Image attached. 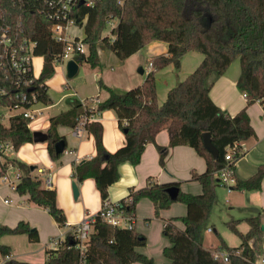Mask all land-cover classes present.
I'll list each match as a JSON object with an SVG mask.
<instances>
[{"label": "trees", "instance_id": "trees-1", "mask_svg": "<svg viewBox=\"0 0 264 264\" xmlns=\"http://www.w3.org/2000/svg\"><path fill=\"white\" fill-rule=\"evenodd\" d=\"M5 11L6 21L13 26L22 25L25 32L36 41L34 52L44 57L40 75L31 87H24L32 102H47L48 93L45 81L55 72V60L64 48L63 42L55 41L51 35V21L37 7L36 0H25L21 6L13 0H0ZM87 15L85 36L86 53H76L77 62H86L95 68L100 65L98 48L106 47L124 60L152 40L168 43V52L154 56L152 69L143 83L123 93L113 90L101 79L100 88L107 96L91 105L93 99H85L66 111L50 119L47 130L48 150L54 160L62 153L55 149V143L64 139L57 131L60 124L76 127L80 124L95 138L96 155L73 162L72 175L76 182L92 177L100 192L102 206L94 215L92 231L80 247L77 228L68 231L65 238L54 247L46 248V259L41 264H133L140 261L155 264L151 257L137 250L146 243L145 236L136 228L110 223L105 213L110 204L109 186L119 177V165L129 161L137 165L146 144L155 142L161 129L169 132V144L157 145L160 163L166 164L169 148L175 145H189L206 161L203 172L193 170L191 178L200 182L202 191L193 194L183 191L179 182H157L149 177L147 184L131 188L128 195L118 202L116 207L123 215L135 218L137 202L148 197L154 204L156 216L175 201L187 204V213L182 217L184 228H180L174 219L166 220L164 234L171 244L163 250L166 264H256L255 250L249 240L261 231L260 214L247 217L249 229H238V220L228 221L229 227L241 238L238 246L228 245L220 236L219 246H205L202 234L211 215L217 194L215 187L221 184L218 173L227 165L235 169L237 160L244 151H236L242 141L255 135L246 107L231 115L218 106L210 96L213 74H223L229 65L239 58L240 75L238 88L244 92L247 104L259 100L264 106V0H93L92 5L80 3L76 6L75 16L81 22ZM118 19L110 34H104L107 17ZM198 51L203 54L196 68L183 80L172 86L166 99L157 100L156 73L172 64L181 68L184 54ZM19 89L10 87L0 101L12 106L23 104L18 98ZM11 95V97H10ZM13 95V96H12ZM25 105L29 103L24 102ZM113 109L118 124L125 133L126 142L114 152L107 151L103 145V125L100 121L88 120L89 116H98L103 110ZM211 133L212 143L219 153L214 159L205 147L203 133ZM29 119L22 114L9 118L8 124L0 120V143L10 142L18 149L27 141H34ZM235 151L234 159L227 160L228 148ZM23 171L16 183L21 195L44 208L55 218L60 226H65L64 211L57 205V192L53 187L43 186V179L34 173L36 165L27 164L11 157L0 148V175L9 166ZM264 178V163L247 178L236 177L233 188L239 190L258 189ZM179 187L176 198L168 192L170 186ZM26 233L31 241L39 239L38 230L27 221L21 220L16 226L0 222V238L5 234ZM225 252L228 259L216 257L215 252ZM11 246L0 240V255H9ZM8 264H36L10 259Z\"/></svg>", "mask_w": 264, "mask_h": 264}, {"label": "crops", "instance_id": "crops-1", "mask_svg": "<svg viewBox=\"0 0 264 264\" xmlns=\"http://www.w3.org/2000/svg\"><path fill=\"white\" fill-rule=\"evenodd\" d=\"M71 32L78 36L84 35L83 29L73 28ZM167 52L168 43L158 39L150 41L124 60L109 48L101 46L98 49L100 65L93 68L86 62H78V71L72 77L67 75L66 63L55 64L54 74L45 81L48 101H39L33 105L36 114L31 130L47 132L52 116L68 110L85 99H93L97 102L104 99L108 93L100 88V79L120 93L141 85L151 70L149 67L151 59ZM39 56L43 59V67L44 57ZM183 58L184 55L181 68ZM201 60L199 58V61ZM233 62H237L236 59ZM233 62L223 74L213 73L208 81L211 83L210 96L218 106L231 115L246 107L249 114L255 135L242 141L244 153L237 160L235 167V178L244 179L255 173L258 166L264 163V106L259 100L247 104L244 92L237 86L240 75L239 58L237 63ZM193 65V68L196 67L198 62ZM169 66L171 69H168ZM172 68L175 67L170 64L156 73L159 103L165 99L164 92L161 91L160 79L166 77L163 89L166 88L167 94L172 86L187 75L186 72L181 76ZM39 75L40 73L35 74V76ZM94 120L100 121L103 125V145L107 151L114 152L125 144V133L119 127L113 109L103 110L98 116H93L92 121ZM57 131L65 140V150L59 160L51 157L47 141H27L18 149L7 153L27 164L36 165L34 173L43 179V186H46L45 174L51 173L52 187L57 192V205L64 211L67 224L60 226L46 208L31 202L27 195L17 192L12 185L18 182L23 171L10 165L7 171L0 175V222L16 226L19 221L25 220L39 233L37 241H31L26 233L1 236V242L11 246L10 259L44 263L47 247L56 246L54 241L64 239L67 232L75 230L85 217L95 215L101 209V195L94 178L88 177L76 182L79 188L77 197L74 196L72 185L75 181L72 175L73 162H80L96 155L93 134L84 127H70L64 124L58 125ZM169 138L168 130L161 129L156 135L155 142L146 144L137 165L129 161L119 165L120 177L109 186V198L112 203L126 197L131 188L146 185L149 177H153L157 182H179V187L185 192L198 194L202 191L200 182L192 179L191 173L193 170L203 172L206 169V161L192 146L180 144L170 147L166 164L161 165L157 145L167 146ZM39 169H42V172ZM215 190L217 197L202 234L203 244L219 246L221 242L218 235H220L228 245L238 246L241 238L229 227L228 221L238 220V229L246 232L249 229L246 218L260 214L261 231L249 240V244L255 250L256 264H264V178L258 189L239 190L233 186L229 188L217 184ZM186 213L187 204L175 201L169 208L162 209L160 216H156L153 202L148 197H142L136 205L133 226L145 236L146 243L138 246L137 250L151 257L155 264H166L168 259L163 250L171 244V241L163 232L164 223L166 220L174 219L178 227L184 228L182 217ZM213 231L216 236H210ZM4 261L5 257L0 255V263ZM133 264L145 263L135 261Z\"/></svg>", "mask_w": 264, "mask_h": 264}, {"label": "built area", "instance_id": "built-area-1", "mask_svg": "<svg viewBox=\"0 0 264 264\" xmlns=\"http://www.w3.org/2000/svg\"><path fill=\"white\" fill-rule=\"evenodd\" d=\"M39 2L37 6L42 14L51 21V35L55 41L64 43V48L59 57L55 60V64L67 63L70 58H73L76 53H86L87 44L83 40L85 36V23L87 15H85L81 22H77L75 16L76 6L80 4L81 0H36ZM88 5L93 4V0H83ZM14 3H19L21 6L25 3V0H13ZM114 21H117L114 23ZM107 23L112 28L116 27L118 19L109 15L107 17ZM73 28L83 29L84 35L78 36L72 34ZM112 35V32H110ZM35 45L36 41L33 40L24 30L22 25L13 26L6 21V14L2 6L0 5V101L6 94H9V88L15 87L19 90L17 96L23 104H14L12 106L4 105L0 103V120L5 116L9 118L15 114H22L29 119V126L31 128L32 122L35 118L36 109H33L35 103L32 102L33 97H29L24 87H31L34 80L38 77L34 74V57H35ZM149 67L152 69L153 61L149 62ZM13 96V95H12ZM11 97V95H10ZM24 102L29 103L25 105ZM97 101H92L91 105L95 106ZM93 116H89L88 120L92 121ZM83 127L82 124L76 126ZM0 148H3L6 152L13 151L14 147L10 142L0 143ZM238 153L244 151L242 145L236 150ZM235 151L232 148H228L226 153L227 160H233ZM42 172V169H39ZM44 171V170H43ZM219 181L221 184L231 188L235 182V169L231 165H227L220 169ZM44 184L47 187H52L51 173H47L44 176ZM14 188L16 184L12 185ZM7 201V200H5ZM116 203H112L107 208L105 213L106 219L115 225H122L132 227L133 220L130 216L123 215L122 211H118ZM94 221V215H88L77 227V234L80 239V247H85V242L92 231V225ZM212 228H209L211 230ZM55 245L58 241H54ZM216 257H222L227 260V254L225 252H215ZM5 261L0 264H8L9 255H3ZM264 261V260H263Z\"/></svg>", "mask_w": 264, "mask_h": 264}, {"label": "water", "instance_id": "water-1", "mask_svg": "<svg viewBox=\"0 0 264 264\" xmlns=\"http://www.w3.org/2000/svg\"><path fill=\"white\" fill-rule=\"evenodd\" d=\"M84 1L81 0L80 3H83ZM79 64L74 58H70L67 63H66V70H67V75L69 77H72L76 74L78 71ZM33 133V139L34 141H46L48 139V133L42 130H34L32 131ZM203 142L205 147L212 153L214 159L217 158L218 156V149L217 147L212 143L211 140V133L209 131L203 133ZM55 149L58 153H62L65 150V140L61 139L55 143ZM73 193L74 196L77 197L79 194V188L76 183V181H73ZM179 187L177 186H170L168 188V192L172 198H176L178 194Z\"/></svg>", "mask_w": 264, "mask_h": 264}, {"label": "rangeland", "instance_id": "rangeland-1", "mask_svg": "<svg viewBox=\"0 0 264 264\" xmlns=\"http://www.w3.org/2000/svg\"><path fill=\"white\" fill-rule=\"evenodd\" d=\"M116 22L117 21H114V23H116ZM110 32H111V26L107 25V28L104 30V34H109L110 35ZM199 58H201V59L203 58V54L201 52H198V51L187 52L186 54H184L182 68H180V69L172 68V69H174L173 71L175 73H180L181 76H183V74L186 73V72H187V75H188L190 72H192L196 68V67L193 68V66H194L193 64H195V62H198V64H199V62H200ZM42 60L43 59L39 55L35 56V58L33 60L35 74L40 73V70L42 68ZM236 61L238 62V58H236ZM237 62H233V63H237ZM169 67L170 68H168V69H171V66H169ZM165 78L166 77L163 76L160 79L159 83H160V86H161V91L164 92L165 99H166V96H167V94L165 93L166 92V88L163 89ZM2 122L5 123V124H8L9 117L5 116L4 120ZM210 236H216V233L213 231L212 233H210Z\"/></svg>", "mask_w": 264, "mask_h": 264}]
</instances>
